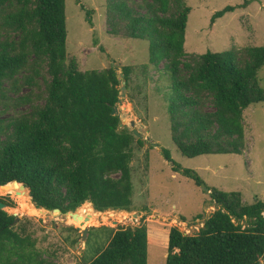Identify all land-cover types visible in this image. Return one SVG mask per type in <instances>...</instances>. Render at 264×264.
<instances>
[{
    "label": "trees",
    "instance_id": "16d2710c",
    "mask_svg": "<svg viewBox=\"0 0 264 264\" xmlns=\"http://www.w3.org/2000/svg\"><path fill=\"white\" fill-rule=\"evenodd\" d=\"M105 3L112 34L122 28L126 37L146 40L148 63L155 68L165 62L170 90L165 100L177 150L186 157L242 154L243 111L264 102L257 76L264 64V46H246L241 53L232 46L183 60L190 12L185 0ZM235 8L227 5L216 11L212 21ZM65 19V0H0V105L6 109L8 104L5 81L18 93V74L30 88L38 87L39 77L44 83V96L38 97L44 99L42 103L19 95L14 104L30 103V109L0 118V185L21 182L36 208L67 212L89 201L99 212L130 211L131 148L142 140L120 127L119 115L112 114L120 93L115 68L81 71L74 61L66 62ZM131 71L130 66L122 67L125 81ZM162 153L172 161L168 150ZM172 168L176 171L180 166ZM181 172L196 185L202 183L194 170ZM207 188L215 209L192 234L169 228L165 264H260L264 202L248 204L239 191ZM66 229V240L75 243L71 233L77 228ZM96 231H104L107 240L88 253ZM86 245L84 264H147L145 224L94 228ZM0 264H53L36 247L26 226L1 209Z\"/></svg>",
    "mask_w": 264,
    "mask_h": 264
},
{
    "label": "rangeland",
    "instance_id": "374dc122",
    "mask_svg": "<svg viewBox=\"0 0 264 264\" xmlns=\"http://www.w3.org/2000/svg\"><path fill=\"white\" fill-rule=\"evenodd\" d=\"M185 1L190 12L183 60L208 51L223 52L232 46L240 53L246 46H264V0ZM105 4V0H65L66 62L74 61L81 71L113 66L120 79L119 89L124 80L120 76L122 67L132 68L124 95L116 103L120 123L130 130L129 124L133 120L142 140L141 145L135 141L131 148V210L107 212L105 216L99 215L98 222L84 225L82 221L69 222L66 215H43L37 208L25 211L31 199L25 190L17 191L15 185L9 190L0 189V199L11 203L4 210L18 217L16 223L26 226L36 240V247L53 264H84L83 257L89 249L86 240L81 239L84 227H88L89 232L103 226L115 230L139 224L147 227V264H165L169 228L176 226L180 231L192 234L215 209L213 202L208 203L211 200L205 188L239 191L242 201L248 204L257 199L264 202V102L243 111L246 147L242 154L183 156L170 135L165 100L170 90L165 62L155 68L148 63L146 40L126 37L122 28L118 34H112L106 21ZM227 5L236 8L212 21L213 14ZM257 76L264 89V64ZM17 77L20 88L17 94L10 89L9 81L3 84L9 99L6 109L0 105V118L10 119L30 109V103L14 104L19 95H28L34 104L44 101L38 98L44 96V83L40 77L36 79L37 88L22 84V74ZM163 149L169 151L172 161L164 157ZM173 163L180 169L174 171ZM182 169L194 170L202 180L200 186L185 176ZM93 213L94 209L90 207L83 214L90 218ZM199 214L203 215L200 219L196 218ZM67 226H81L80 230L71 233L75 243L66 240ZM106 240L104 231H96L88 253L103 246ZM260 264H264V260Z\"/></svg>",
    "mask_w": 264,
    "mask_h": 264
},
{
    "label": "water",
    "instance_id": "95a60500",
    "mask_svg": "<svg viewBox=\"0 0 264 264\" xmlns=\"http://www.w3.org/2000/svg\"><path fill=\"white\" fill-rule=\"evenodd\" d=\"M120 76L121 77H123V73H120ZM125 87H126V81L125 80H122V86H121V88H120V93H119V95H118V101H117V103H119L120 102V97L121 96H123L124 95V90H125ZM112 114H114V115H116L117 114V108H116V104L113 106V109H112ZM130 131H131V133L135 136V137H137V138H141V134L136 130V128L134 127V121L133 120H131L130 121ZM119 126L120 127H123L124 129H127V130H129V127L126 125V124H124V125H122V123H120L119 124ZM9 183H12V184H14L15 186H19L20 188H22L23 190H25L26 191V189L24 188V186H23V184L21 183V182H18V181H16V180H14V181H12V182H9ZM8 184V183H7ZM6 185V184H5ZM5 185H0V187H2V186H5ZM205 190L206 191H211L210 189H208V188H205ZM27 192V191H26ZM32 202V201H31ZM84 203H90L89 201H85ZM91 204V203H90ZM6 207V204L3 202V201H1L0 200V209L1 210H4V208ZM36 208V207H35ZM79 207H77L74 211H67V212H62L59 208H54V209H52V210H48V209H45V208H37V209H40V210H45V211H48V212H57L58 214H60V215H67V214H73V213H75L76 212V210L78 209ZM66 217V216H65ZM18 221V217L17 216H15V222H17ZM114 223H116V221L114 222ZM63 223L61 222L60 223V225H62ZM82 225V224H81ZM75 228H77V229H81V226H75ZM87 235H88V227H84V228H82V230H81V239H82V241H85L86 240V238H87Z\"/></svg>",
    "mask_w": 264,
    "mask_h": 264
},
{
    "label": "bare ground",
    "instance_id": "6f19581e",
    "mask_svg": "<svg viewBox=\"0 0 264 264\" xmlns=\"http://www.w3.org/2000/svg\"><path fill=\"white\" fill-rule=\"evenodd\" d=\"M12 185H14V184H12V183H8V184H6L5 186L6 187H10V186H12ZM15 188H16V190L17 191H19V190H21L22 188H20L19 186H15ZM86 204V203H85ZM83 205V206H82ZM77 210H76V212L75 213H73V214H67L66 215V218H67V220L70 222H76V221H79V222H81L82 221V224H84V225H90L92 222H98V217H99V215H101V214H104V213H107V212H115V211H117V210H106V211H103V212H99V211H96L93 207H92V205L89 203V204H86V205H84V204H82ZM90 208V207H92L93 209H94V213L91 215V217L89 218L88 216H86V215H84L83 214V211H80V209H86V208ZM31 208H33V209H36L35 208V206L31 203V201H29L28 202V205L24 208V210L25 211H28L29 209H31ZM39 211H40V213L41 214H43V215H45V214H49V215H55V214H58L57 212H48V211H45V210H40V209H38ZM118 212H121V213H123V212H126V211H124V210H118ZM106 214H104V216H105ZM103 216V217H104Z\"/></svg>",
    "mask_w": 264,
    "mask_h": 264
},
{
    "label": "crops",
    "instance_id": "0c3cea01",
    "mask_svg": "<svg viewBox=\"0 0 264 264\" xmlns=\"http://www.w3.org/2000/svg\"><path fill=\"white\" fill-rule=\"evenodd\" d=\"M243 200V199H242ZM244 201V200H243ZM211 201H209L208 203H210Z\"/></svg>",
    "mask_w": 264,
    "mask_h": 264
}]
</instances>
